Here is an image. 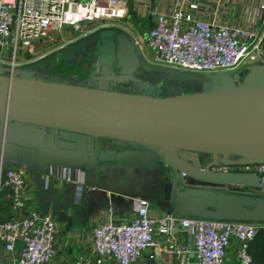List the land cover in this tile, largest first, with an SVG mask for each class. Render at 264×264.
Returning a JSON list of instances; mask_svg holds the SVG:
<instances>
[{
	"label": "water",
	"instance_id": "1",
	"mask_svg": "<svg viewBox=\"0 0 264 264\" xmlns=\"http://www.w3.org/2000/svg\"><path fill=\"white\" fill-rule=\"evenodd\" d=\"M86 43L110 71L151 69L122 31L100 30ZM183 80L201 89L183 92ZM160 87L153 95L0 72V158L32 163L45 152L86 165L158 166L168 177L162 200L174 215L264 222V195L229 191L264 188L260 177L211 168L264 164V63L233 73L170 72ZM184 153L207 154L211 161L200 166ZM182 178L211 187L186 186ZM146 263L156 264L153 258Z\"/></svg>",
	"mask_w": 264,
	"mask_h": 264
},
{
	"label": "built area",
	"instance_id": "2",
	"mask_svg": "<svg viewBox=\"0 0 264 264\" xmlns=\"http://www.w3.org/2000/svg\"><path fill=\"white\" fill-rule=\"evenodd\" d=\"M141 20L147 26L142 35L135 23ZM108 28L126 34L138 54L145 48L150 63L182 74L233 73L264 63V0H0V72L16 74L21 53L66 29L87 38ZM28 170L27 163L0 158V198L7 189L11 214L0 220V242L6 252H16L0 264H47L56 256L55 223L48 215L22 213ZM220 170L255 173L264 184L262 163ZM181 182L211 187L185 178ZM254 191L264 195V188ZM148 205L140 198L133 212L92 229L95 264H147L158 253H164L163 264L174 259L178 264H225L232 245L237 264H255L249 248L264 222L193 218L170 210L151 216ZM178 235H185L186 247L176 246ZM162 238L168 245L161 244Z\"/></svg>",
	"mask_w": 264,
	"mask_h": 264
},
{
	"label": "crops",
	"instance_id": "3",
	"mask_svg": "<svg viewBox=\"0 0 264 264\" xmlns=\"http://www.w3.org/2000/svg\"><path fill=\"white\" fill-rule=\"evenodd\" d=\"M85 46L90 47L86 41ZM74 49L66 57L58 58L70 66L67 72H58V68L52 72H36L29 68L27 72L16 74L99 88H115L131 81L130 76L110 71L107 65L101 64L100 55L96 61L87 62L81 59V55L75 58L79 49ZM89 49L91 51L92 47ZM142 50L147 60L148 53L145 48ZM95 62H99L98 65ZM27 164L29 170L25 174L24 189L27 200L22 213L33 211L48 215L57 229L54 237L56 256L47 264H75L79 260H82L80 264H95L92 229L102 222L133 212L140 198L148 200L151 216L168 211L162 200V187L168 177L158 166L116 162L86 165L82 160H52L45 152ZM7 195L8 190L4 189L0 198V220L11 215ZM161 244L166 246L168 241L162 238ZM175 244L186 247L185 235H178ZM234 251L232 245L227 251L225 264H237ZM15 255L16 252H6L0 242V259L8 260ZM187 256L192 258L191 253ZM163 261L164 253H158L155 263L163 264ZM171 264H178V261L174 259Z\"/></svg>",
	"mask_w": 264,
	"mask_h": 264
},
{
	"label": "rangeland",
	"instance_id": "4",
	"mask_svg": "<svg viewBox=\"0 0 264 264\" xmlns=\"http://www.w3.org/2000/svg\"><path fill=\"white\" fill-rule=\"evenodd\" d=\"M138 30L140 35L144 34L147 30L145 22L143 20L137 22ZM118 30L116 28L102 29L101 31L106 30ZM85 38L79 36L78 33L71 32L66 29L60 36H56L53 39L43 42V43H34L29 51L21 53L17 61L21 63L19 67V72H27V69L32 68L36 72H47L54 71L58 68V72H67L68 64H63L62 60L58 58H64L68 55L74 48L78 50V55L75 54V58L81 55V59L89 61H96L98 53H96V48L94 45L90 47L85 46ZM92 47L90 51L89 48ZM139 57L143 64L150 67L149 71L142 69L136 70L132 75H127L131 77V81H128L127 84L116 85L115 89L126 91V92H135V93H144V94H160V84L165 80V77L168 73L172 72L178 74L177 71L171 70L165 66L155 65L150 63L145 59L144 52L142 48L139 50ZM146 60V61H145ZM59 61V62H58ZM96 63V62H95ZM65 65L63 67V65ZM58 65V66H57ZM104 66V65H103ZM105 67V66H104ZM170 83H174L171 81ZM183 92H193L201 89L202 84L194 80H183L179 82ZM186 158L192 162L195 160V153H184ZM204 155L203 153H200ZM227 190V189H225Z\"/></svg>",
	"mask_w": 264,
	"mask_h": 264
},
{
	"label": "trees",
	"instance_id": "5",
	"mask_svg": "<svg viewBox=\"0 0 264 264\" xmlns=\"http://www.w3.org/2000/svg\"><path fill=\"white\" fill-rule=\"evenodd\" d=\"M121 85V84H119ZM231 192L249 195H260L252 189H229ZM256 248L254 249V247ZM250 254L255 264H264V230L256 234L255 238L250 244Z\"/></svg>",
	"mask_w": 264,
	"mask_h": 264
},
{
	"label": "flooded vegetation",
	"instance_id": "6",
	"mask_svg": "<svg viewBox=\"0 0 264 264\" xmlns=\"http://www.w3.org/2000/svg\"><path fill=\"white\" fill-rule=\"evenodd\" d=\"M162 83H165V80L161 82ZM160 84V86H161ZM164 90V88L160 87V92H162ZM104 145H108V146H118L117 143L115 142H111V141H107L104 143ZM211 161V157L210 155H207V154H204V155H201V154H195V160H194V163L197 164V165H200V166H203L207 163H209ZM224 166H228V165H224V164H221V163H217L216 165H213L211 168L213 170H220L222 167Z\"/></svg>",
	"mask_w": 264,
	"mask_h": 264
}]
</instances>
